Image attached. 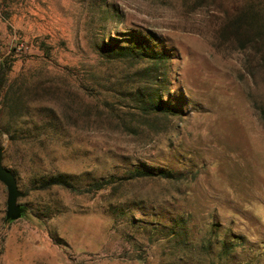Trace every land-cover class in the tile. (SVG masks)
Wrapping results in <instances>:
<instances>
[{"label": "rangeland", "instance_id": "1", "mask_svg": "<svg viewBox=\"0 0 264 264\" xmlns=\"http://www.w3.org/2000/svg\"><path fill=\"white\" fill-rule=\"evenodd\" d=\"M247 1L0 0L2 101L28 105L0 122L28 210L7 223L0 182V264H264V61L220 34ZM135 41L178 115L127 96L144 65L104 45Z\"/></svg>", "mask_w": 264, "mask_h": 264}, {"label": "trees", "instance_id": "2", "mask_svg": "<svg viewBox=\"0 0 264 264\" xmlns=\"http://www.w3.org/2000/svg\"><path fill=\"white\" fill-rule=\"evenodd\" d=\"M263 5H257L252 0L243 4L241 8H236L231 12V16L227 18L220 34L229 35L233 37L234 42L238 44L239 49H252L258 51L261 59L264 61V1ZM1 42V38H0ZM233 45V43H232ZM107 49L104 51L106 56H110L114 60H125L135 62L136 64L144 65L139 67L137 87L127 92V96L136 103L138 109L142 114L154 117L170 118L178 115V111L167 106L160 95V86L162 88L166 75V62L169 56L165 51H156L146 43L135 41L131 45L115 47L109 44L104 45ZM0 53V122L4 114L5 108L9 107L14 113H21L27 110L24 97L27 94L17 96L12 103H3V99L9 94L8 91L12 89L8 85L6 74L11 70L8 61L1 60ZM1 132V131H0ZM136 174H142L136 171ZM160 176L166 177L165 173ZM108 181L104 183H97L93 185L96 190H103L108 186ZM48 185H57L64 188H73L65 180L57 178L52 180Z\"/></svg>", "mask_w": 264, "mask_h": 264}, {"label": "water", "instance_id": "3", "mask_svg": "<svg viewBox=\"0 0 264 264\" xmlns=\"http://www.w3.org/2000/svg\"><path fill=\"white\" fill-rule=\"evenodd\" d=\"M5 147L0 146V182L3 183L8 191L6 222L13 223L23 219L27 214V207L19 200L25 197L21 191L15 174L4 166L3 156Z\"/></svg>", "mask_w": 264, "mask_h": 264}]
</instances>
